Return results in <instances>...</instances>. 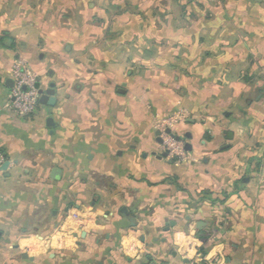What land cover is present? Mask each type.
Listing matches in <instances>:
<instances>
[{
    "label": "crops",
    "instance_id": "crops-1",
    "mask_svg": "<svg viewBox=\"0 0 264 264\" xmlns=\"http://www.w3.org/2000/svg\"><path fill=\"white\" fill-rule=\"evenodd\" d=\"M186 1L201 18L155 34L170 59L149 64L173 71L179 92L159 75L140 94L127 68L109 73L130 38L112 48L104 34L95 47L91 18L82 29L80 18L0 17V264H264V117L251 107L258 73L264 86V0ZM18 58L56 90L27 119L4 108ZM183 110L179 161L162 156L154 124Z\"/></svg>",
    "mask_w": 264,
    "mask_h": 264
},
{
    "label": "rangeland",
    "instance_id": "rangeland-1",
    "mask_svg": "<svg viewBox=\"0 0 264 264\" xmlns=\"http://www.w3.org/2000/svg\"><path fill=\"white\" fill-rule=\"evenodd\" d=\"M212 3L215 4V1ZM208 9L205 8L204 14ZM200 12V7H193L186 0H0L1 18H63V27L67 28L69 26L73 27L72 24H69L72 18H80V28L82 29H85V25L88 26L82 20L91 18L92 25L95 28V32L91 34L96 41L94 43L95 47H100L98 39L105 34L107 37H111L112 48H121L123 45L120 44V37L126 34L130 38L128 54H121L119 49L110 54L113 60L111 61L112 65L123 63V67L120 69V66L116 65L115 67L119 71H110L109 73H120L122 78H126L127 68L130 77L133 78L132 80L142 87V92L139 89L140 94H144L145 86L152 90L154 87L153 79H156L159 75L162 76L164 80L162 83L166 84L165 87L177 92L182 90L180 86L173 83V71H158L151 68V62H154L153 60L158 57L163 62H168L170 59L169 55L159 56L156 52L153 36L159 32L167 34V37L171 31L185 32L186 28L193 24L191 22L193 18H201L198 16ZM208 12L210 13V11ZM215 16L216 13L213 16L211 14V19ZM164 41L162 46H168V38ZM92 57L94 56L88 54L84 56L86 61H89ZM103 57L96 54L94 58L99 60ZM93 68L98 71L104 69L99 62ZM95 72L97 73V71ZM177 74L183 76L182 72ZM259 75L258 73V86L251 88L252 100L255 97L257 98V101L251 104V107L254 108L252 110L257 112L256 116L258 118L264 117V86L260 85L262 82ZM246 91H250L249 88H246ZM242 103L240 104L243 106ZM186 115L187 113L184 110L182 113L181 111L167 112V114L157 118L159 120L155 122L154 128L159 122L172 117L174 122L170 130L173 132L176 126L186 118ZM68 216L69 213L66 212L64 218L66 219ZM64 218H62L61 223H63Z\"/></svg>",
    "mask_w": 264,
    "mask_h": 264
},
{
    "label": "built area",
    "instance_id": "built-area-1",
    "mask_svg": "<svg viewBox=\"0 0 264 264\" xmlns=\"http://www.w3.org/2000/svg\"><path fill=\"white\" fill-rule=\"evenodd\" d=\"M10 79L12 80V86L4 103V108L18 118H30L35 112L39 100L37 75L28 67L23 58H18L10 66ZM173 122L174 118H167L159 122L155 128L160 132L159 137L163 149L168 152V155L181 161L185 159L184 143L176 140L171 134V130L169 133L165 132L167 128L171 129ZM5 160L6 156L0 151V172H2L1 166ZM72 219L78 223L80 229L89 225L91 221L87 215L77 216L73 214ZM217 261H219L218 257L209 261V263L215 264Z\"/></svg>",
    "mask_w": 264,
    "mask_h": 264
},
{
    "label": "water",
    "instance_id": "water-1",
    "mask_svg": "<svg viewBox=\"0 0 264 264\" xmlns=\"http://www.w3.org/2000/svg\"><path fill=\"white\" fill-rule=\"evenodd\" d=\"M10 84H12V80H9ZM39 100L38 103L41 104H48V105H54L56 102V90H55V84L53 82H50L47 87L45 88H39ZM47 124H52L51 119H48ZM166 133L170 132V129L167 128L165 130ZM160 132L156 131V135L158 137L157 141L161 144L162 141L160 140L159 137ZM176 140H178L179 138L176 136L175 138ZM189 144L186 143L184 146V149H188ZM162 156H168V152L166 150L163 151ZM9 165V160H5L1 166V171H6L7 167ZM122 211H125L124 209H122ZM174 222H170V225H173ZM201 222H197L196 223V227L199 228ZM164 230H168V225H166V227L164 228ZM23 257H28L26 253H23Z\"/></svg>",
    "mask_w": 264,
    "mask_h": 264
},
{
    "label": "flooded vegetation",
    "instance_id": "flooded-vegetation-1",
    "mask_svg": "<svg viewBox=\"0 0 264 264\" xmlns=\"http://www.w3.org/2000/svg\"><path fill=\"white\" fill-rule=\"evenodd\" d=\"M171 134L173 135L174 138H176V135L174 133L171 132ZM178 140H180V139H178Z\"/></svg>",
    "mask_w": 264,
    "mask_h": 264
},
{
    "label": "trees",
    "instance_id": "trees-1",
    "mask_svg": "<svg viewBox=\"0 0 264 264\" xmlns=\"http://www.w3.org/2000/svg\"><path fill=\"white\" fill-rule=\"evenodd\" d=\"M2 152V151H1ZM3 153V152H2Z\"/></svg>",
    "mask_w": 264,
    "mask_h": 264
}]
</instances>
